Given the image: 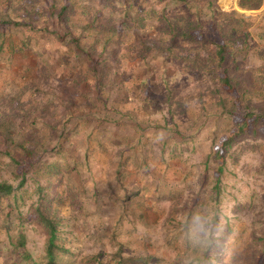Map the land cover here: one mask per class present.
Segmentation results:
<instances>
[{"label": "trees", "instance_id": "trees-1", "mask_svg": "<svg viewBox=\"0 0 264 264\" xmlns=\"http://www.w3.org/2000/svg\"><path fill=\"white\" fill-rule=\"evenodd\" d=\"M243 1L242 4H244ZM158 2L163 5L161 7L155 6L150 0H0V12H3L7 6L16 8L13 14H11L12 10L8 15L2 14L0 16L1 25H9L8 27L13 28L11 31L26 37L23 40L21 39V44H7L4 41L0 45V146L4 147L15 140L16 136L19 135V130L22 129L19 123L24 121L29 124V127H33L37 122L36 125H40L42 129H36V141L30 144L27 143L28 145L26 143L16 145L17 150L26 159L35 158L46 147V144L51 142L52 145L56 146V153L66 158L65 164H43L38 167V172H42L39 175L42 177L48 176L49 180L47 187L38 189L39 199L37 207H35L36 222L46 233L44 260L43 262L35 260L29 253L22 252L20 254V250L24 249L27 244L25 231L22 224H20L17 235L10 237V243L14 248V253L18 254L19 259L22 260L21 264H73V242L72 239L67 237L68 232L72 233L73 229H69L64 234L62 233L63 228L69 226L71 218L65 215L62 218L59 209H55V205L62 204L66 200H69L71 209H74V213H76L73 218L80 220V218L91 217L90 220L92 221L96 219L99 229L95 233L97 239H102L105 234L111 233L110 238L117 247L114 253L116 264H152L153 262L157 264H221L217 256H210V251L218 248V244L214 239V231L212 234H208L206 245L201 247L193 238L192 233L199 224L198 218L209 219L205 222L204 227H208V223L219 220L218 213L220 209L216 204L220 201L222 195V177L228 169L225 152L232 145V139L224 140L222 146L215 150L214 154L211 153L204 163L205 170H207L213 157L217 162L214 176L209 178L211 183L213 182V186L207 201L211 205L208 215L201 214V211L197 210L196 205H194L192 208H183L181 210L182 217H178L176 213L179 209L176 210L172 207V212L169 213L165 221V229L167 230L166 245L173 251L175 250L176 253L171 262L152 256L146 244L144 247H139L138 250L141 252L134 253L136 250H130L132 243H122L120 235L122 230L125 229L126 220L131 227L126 232H130L132 235L138 232V222L148 226L149 223L146 221L145 215L152 213L155 216V211H158L159 202L162 199H168L175 203L177 200L175 195L180 186H187L191 182L187 180V177H185L186 179L177 180V175L175 176L174 173L175 178L169 175L171 170L169 161H177L181 159V155L177 151L179 147L177 143L172 146L166 145L168 139L172 140L174 138L173 140H175L179 138L184 142L188 136L182 137V134L177 133L175 129L173 131L170 129L165 130V136L160 138L161 146L159 145L162 149L160 162L166 165L165 170L162 171V175H156L154 171L148 169L145 172L147 186L144 189L135 186L130 187L125 183L127 173L124 174V171L130 161L122 160L124 151H117L112 158L104 157L106 160L110 159L107 161L109 171L107 178L111 179L113 177L107 182V190L104 193L111 202H119L122 210L113 231L108 228L110 227L108 221L106 222L105 218L101 217L103 216L101 211L105 204L103 202L104 193L100 186L94 184L92 191L87 192L86 189H83V186L78 188V185L70 179L76 173L79 174L80 169L91 170L90 159L92 157L94 160L100 159V155L106 154V152L107 154L110 153L112 150L110 145L130 143L125 139L121 129L132 126L133 131L143 137L144 124L147 123L145 120H139L138 114L134 111V108H138L144 113L148 111L147 105L150 106V102L141 100V94L136 95L140 99L139 103L129 101L130 99H127L128 92H124L126 98L120 105L114 106L112 99H110L108 101L109 105L101 107L97 97L98 94L102 93V90L95 89L83 93V86L86 85L88 80H91L93 75H95V81L101 83L102 87L105 85H119L123 86L122 89H119V91H122L127 87V83L131 78L139 85V82L142 84L145 81L149 82L152 76L165 77V74L170 73L171 69L166 60L172 58L181 63L176 70L173 67L174 75L178 73L182 75L188 73L202 75L205 70L210 68L208 74H214V77L210 81L212 85L209 88H213H210L207 96H203L202 103L205 107H212L213 110L225 109L226 116L231 115L233 109H236L234 98L229 94L236 93L241 104L245 101V97L249 92L246 88L248 83L257 82L261 84L260 87L264 86V65L248 69H241L238 65L237 52L244 45L238 33L244 29V19L237 17L234 21H228L224 27L220 18L226 16L218 11L217 0H205L203 2L199 0H158ZM170 2L180 4L184 11L174 12L169 10L168 5ZM204 26L211 30L208 36L209 40H205L204 35H202L201 29ZM35 34L42 37L49 35L50 38H53L54 45L52 47L36 45V56L39 57L41 67L47 73L46 76H57L60 67H65V71H71L82 62L88 63L90 66L88 71H82L78 78L73 79L76 89L78 88L81 91V88H83V92L78 96L75 95V101L72 100L73 97L70 98V94L67 97L69 100L62 104L65 105L66 110L69 109L73 112V107H77V102H80L87 108L85 115L93 112L96 113L97 118L86 116V118L80 119L81 124L78 125L80 123L78 121L79 123L70 127L66 137L59 144L57 143L64 128L62 124L66 121V115L56 108L51 113L52 117L50 119L52 122L48 123L49 120L43 122L39 118L35 121L36 108L30 104L32 103V97L25 82L29 76L27 71L30 72L32 68L29 67V63L27 65L24 63L29 61V57L25 58L26 53L24 51H27V46L31 45L32 36ZM125 35L132 37L133 41L140 40V46L134 47L130 44L129 47L134 50V53L117 56L116 48L110 49V46L116 43L121 36L125 37ZM199 35H202L203 39L201 41ZM190 42H195L198 45L193 47L189 44ZM210 45H213L214 48L209 50L208 46ZM29 49L35 50L33 46H30ZM3 55L12 57L7 58ZM17 56L18 58H15ZM110 56H116V61L113 58L110 59ZM122 57H126L125 60L131 58L136 62V69L129 77L125 75V69H121ZM6 58V64L2 65V60ZM158 66H163L162 72L157 68ZM130 67L133 68V65ZM15 68H18L17 74L14 73L15 75L12 77ZM13 78L14 81L19 80L21 83L14 85L9 82ZM217 82L220 83L219 86H217ZM105 92L106 86L104 94ZM111 92H113V87L108 93ZM48 96V103L46 102L48 105L57 104L53 97V90L48 92ZM106 97L108 98L109 95ZM205 98L207 100H204ZM78 99L81 101H77ZM124 104L125 109L123 108ZM137 104L138 107H136ZM243 108L248 109L249 107L245 104ZM18 109L20 111H17ZM207 110L203 109V114ZM102 112L103 114H101ZM112 113L127 116L126 120L118 125L121 128H119L118 136L111 134V130L107 128L110 125L109 123H103L102 119L99 120L101 116L109 118ZM25 116L29 118L27 122ZM82 128L90 132L84 136L86 143L84 153L78 155L74 152L76 146L71 147V144H73L74 139L80 137L78 135ZM150 128L153 131V137L157 138V136L162 135V132H160L161 127L157 128L150 125ZM243 128L245 126L242 125V131H239V133L243 132ZM39 130H43L41 132L44 133L47 131L53 132L54 135L51 136L50 133H46L47 137L44 141L40 137L37 138ZM103 133L106 134L104 138L101 136ZM34 146H36V150L33 149ZM167 146L168 152H166ZM126 149H133L135 154L138 153L134 143H131V146L130 144L126 145ZM9 154L12 156L11 153ZM15 159L13 162L17 168L23 166L20 160ZM175 167L178 169L176 165ZM17 176L22 178L20 183L23 186L26 182L24 174ZM53 178H58L56 185L51 183ZM209 179L205 180L204 183L208 184ZM65 182L66 184H64ZM62 183L68 188L64 192L60 188L58 189V186ZM15 190L17 189L8 181H0V202L3 196H11L15 193ZM146 196V203H141ZM89 198L93 199L95 203V207L91 211L89 210L91 208L88 202ZM150 200H155L157 205L152 206L149 204L148 201ZM21 218L23 220V215L19 212L17 220L21 222ZM103 220L105 221L103 222ZM112 222L110 220V223ZM232 230L233 227L230 226V232ZM234 259H237V255L234 256Z\"/></svg>", "mask_w": 264, "mask_h": 264}, {"label": "rangeland", "instance_id": "rangeland-1", "mask_svg": "<svg viewBox=\"0 0 264 264\" xmlns=\"http://www.w3.org/2000/svg\"><path fill=\"white\" fill-rule=\"evenodd\" d=\"M150 1L155 6L158 5L161 7L163 5L158 0L156 2L155 0ZM199 1L203 2L205 0ZM243 3L245 5L242 4V0H217V9L226 16L220 18L224 27L228 21H234L237 17L245 20L244 29L238 33L244 42L243 48H240L237 52L238 65L241 69L258 68L264 65V0H244ZM168 6L169 10L174 12L183 10L180 4L175 2H170ZM15 10L16 8L7 6L3 12H0V16L2 14L8 15L11 12L13 14ZM8 26L1 25L0 23V45L4 41L7 44H21V39L23 40L26 37L17 34L15 31H11L13 28ZM201 30L202 35L205 37L204 39L209 40L208 36L211 30L205 26ZM202 35H199L201 37L200 41L203 39ZM156 37L158 38V36ZM139 42L140 40L133 41L132 37L125 35V37L121 36L116 43L111 45L110 49L116 48L117 56L127 53L131 54L134 53V50L129 45L132 44L134 47H138L140 46ZM30 44L27 46V51H24L26 53L24 56L25 58L29 57V61H25L24 63L26 65L29 63V67L32 68L30 72L29 70L27 71L29 76L25 82L28 85V91L32 97V103L30 104L36 108V119L34 120L36 121L39 118L43 122L48 120V123L52 122L50 119L52 117L51 113L56 108L63 111L66 115V121L62 124L64 128L57 144L64 140L70 127L79 123L78 121L80 119L86 118V116L97 118L96 113L93 112L85 115L87 108L80 102H77V107H73V112L69 109L66 110L65 105L62 104L66 100H69L67 97L70 94V98L73 97L72 100H74L75 95L78 96L83 92V88V93L95 89H99L98 91L102 90V93L98 94L97 97L101 107L109 105L108 101L110 99H112L114 106L120 105L124 101V98H126V93L124 92H128L127 99L129 98V101L139 103L140 99L136 95L141 94V100L150 102V106L147 105L148 125H153L157 128L161 127L160 132H162V135L159 138L165 136L166 129L172 131L175 129L177 133L180 132L182 134V137L188 136L184 142L179 138L175 140H173L174 138L172 140L168 139L171 143L177 141L173 143L178 144L177 151L181 155V159L169 161L171 166L169 175H172V178H175L177 175V180L186 179L185 177H187V180L191 182L187 186L179 185L180 189L175 195L177 197L175 203L168 199H162L159 202L158 211H155L156 219L154 221L155 224L152 223L153 226H144L137 223L138 233L135 235L129 236V234H123L122 232L123 235H120V241L122 243L126 239L131 238L132 242H129L132 243L130 250H133L136 246L142 245L145 240V243L151 244V251L154 255L159 256L163 261H173L176 253L175 250L173 251L166 245L167 230L165 229V221L169 213L172 212V207L176 210L179 209L176 213L178 217H182L181 210L183 208H192L194 205H196L197 210L201 211V214L208 215L211 205L207 201L213 186V182L211 183L209 178L214 176L217 162L213 157L207 170H205L204 163L211 153L214 154V151L222 146L224 140L232 139V145L225 152L228 169L222 177V195L220 201L216 204L220 209L218 213L219 220L214 223H208L209 226L204 227L205 222L209 219L204 220L198 218L199 224L193 230L192 236H194L193 238L201 247L206 245L208 234L210 235L214 231V239L218 244V248L211 250L210 256H217L221 264H264V86L260 87L261 84L257 82L248 83L246 88L249 92L245 97V101L241 104L236 93L229 94L234 98L236 109H233L231 115L226 116L225 109L213 110L212 107H205L202 103L203 96H207L210 88H213H209L212 85L210 81L214 77V74H208L210 68L205 70L202 75H191L189 73L185 75L180 73L174 75L173 67L176 70L181 63L177 59L172 58L166 60L170 64L169 67L171 69L169 68L170 73L165 74V77L152 76L149 82L145 81L143 84L139 82V85L132 81L131 78L127 83V87L122 91H119V89H122L123 86L105 85L106 92L104 94L105 86L102 87L101 83H97L95 81V75H93L90 81L88 77V82L79 91L78 88L76 89L73 79L78 78L82 71H88L90 67L88 63L82 62L76 65L77 67L71 71H65V67H60L57 76H46L47 73L42 69L40 59L36 56V45L52 47L54 45L53 38H50L49 35L42 37L35 34L32 36ZM189 44L193 47L198 45L195 42H190ZM30 46H33L35 50L29 49ZM208 47L209 50L214 48L213 45ZM3 56L7 58L12 57L9 55ZM7 58L2 60V65L6 64ZM15 58H18V56ZM112 58L116 61V56H110V59ZM122 59L121 69L124 68L125 75L129 77L133 70L136 69V62L131 58L125 60L126 57H122ZM131 65H133V68L130 67ZM163 66L157 67L160 69V72H162L161 69ZM17 70L18 68L13 70L12 76L17 74ZM219 85L220 83L217 82V86ZM112 87L113 92L108 93L110 89L112 90ZM51 90L54 91L53 97L57 101L55 105L47 104L49 99L48 92H51ZM107 95H109L108 98L106 97ZM204 100H207V98ZM245 104L249 107L248 109L243 108ZM123 108H126L125 104ZM19 109L17 111H20ZM203 109H208L205 114H203ZM140 113L142 112L140 111ZM28 119L25 116L26 122ZM101 119L103 123L110 124L107 128L111 130V134L118 136L117 134L121 129L118 125L124 121L123 115L112 113L109 118L101 116L99 120ZM36 124L37 122L33 127H29V124L24 121L19 123L22 129L19 130V135L16 136L15 140L4 147L0 146V181H8L17 189L11 196H3L0 202V264H21L22 260L19 259L18 254L14 253V248L10 243V237L17 235L20 224H22L27 238L26 247L20 250V254L22 252L29 253L35 260L41 262L44 260L46 233L36 222L35 207H37L36 205L39 199L38 189L47 187L49 180L48 176L42 177L39 175L42 172H38V167L43 164H65L66 158L61 154H57L56 146L48 141L46 147L35 158L31 157L26 159L22 156L17 150L16 145H22L24 143L28 145L27 143L30 144L36 141V129H42L40 125ZM80 124L81 121L78 125ZM242 125L245 128H243V132L239 133V131H242ZM39 131L37 138L40 137L44 141L47 137L46 133H50L51 136L54 135L53 132L47 131L44 133L41 132L43 130ZM121 131L124 133L125 139L130 142H127L128 144H135L137 140L139 142L144 139L150 140L147 150H150L151 153L150 164L152 171L156 175H162L164 169L161 168L162 164H160L157 158L160 152V148L157 147L156 143L158 139L153 137V131L150 127L145 129L143 137L141 134L133 131L130 126L121 129ZM89 132L85 128H82L78 135L80 137L74 139L73 144H71V147L76 146L74 149L76 154L84 153L86 147L84 136ZM101 136L104 138L106 134L103 133ZM127 143L110 145V149H112L110 153L107 154L106 152L107 155H100V159L94 160L93 157L90 159L91 170H86L85 168L80 169V173H76L70 179L78 185V188L83 186V189H86L87 192L92 191L94 184H96L100 186V189L104 193L107 190V182L113 178H107L109 175L107 161L110 159L106 160L104 157L112 158L114 154L116 155L115 151L120 150L126 151L125 155H128L127 152L130 149H126ZM33 149L36 150V146ZM14 159L20 160L23 166L17 168L13 162ZM175 165L178 169H176ZM36 172L38 173L36 174ZM20 174H24V178L26 179L23 186L20 183L22 178L17 176ZM208 179V184H205L204 181ZM51 183L56 185L58 178H53ZM64 184L62 183L58 186V189L60 188L63 192L68 189ZM103 197L105 205L101 211V215L103 214L101 217H104L106 222L108 221L110 225L108 228L113 231L122 210L119 202H111L106 196V193L103 194ZM88 202L90 203L91 208L89 210L91 211L95 207V203L91 198L88 199ZM143 202L146 203L145 199L141 203ZM55 209H59L58 211H60L59 214L62 218L65 216L71 218L69 226L63 228L62 233L64 234L69 229H73V234L69 232L67 234V237L72 239L71 241L73 242V264L117 263L114 259V253L117 247H115L110 238L112 236L111 233H108V235L105 234L102 239H97L96 237L95 233L98 229L96 219L92 221L90 220L91 217H86L85 219L80 218V220L73 218L76 216V213H74V209H71L69 200L55 205ZM19 212L23 215L21 222L17 220ZM148 215L149 218L151 217V220L154 219L152 213ZM157 219L158 221L156 222ZM110 220L113 222L110 223ZM230 226L233 227L232 232H230ZM127 227L131 228L128 223ZM204 229L206 231L205 233ZM207 231L209 232L207 233ZM236 255L237 259H234Z\"/></svg>", "mask_w": 264, "mask_h": 264}, {"label": "crops", "instance_id": "crops-1", "mask_svg": "<svg viewBox=\"0 0 264 264\" xmlns=\"http://www.w3.org/2000/svg\"><path fill=\"white\" fill-rule=\"evenodd\" d=\"M13 77V76H12ZM9 82H12L14 85H16V84H19V83H21L19 80H15L14 81V78L12 79V80H10ZM136 107H138V104H137V106ZM143 109V108H142ZM145 109V108H144ZM134 111L138 114V119L139 120H145L146 122L148 121V118H147V116H148V112L147 113H144L143 111H141L142 113H140V110L138 111V108H134ZM143 116H145V117H143ZM123 120H125L126 118H127V116H123ZM146 124H148V122L146 123ZM146 124H144V126L146 127V128H148V127H150V126H147ZM140 125V124H139ZM130 127H132V126H130ZM145 128V129H146ZM151 129V128H150ZM159 132V131H158ZM124 134V133H123ZM160 136V135H159ZM159 136H157V139H158V141L156 142L157 143V147L158 148H160V152H159V156H157V158L159 159V161L161 160V157H162V149H161V140H160V138H159ZM152 143H154V142H152ZM158 143H160V144H158ZM136 144V145H135ZM134 144V146H136V148H137V150H138V153L137 154H135L134 152H133V149H132V151L130 150V151H128L127 153H128V155L126 154L125 155V152L123 153V155H122V160H126V161H130V163H128V165H127V168H126V172L124 171V174L125 173H127L126 175H127V179H126V184L129 186L130 185V187H132V186H135V187H141L142 189H144V187L145 186H147V183H146V177H145V172L149 169L150 171L152 170V166H151V153H150V150L148 151L147 150V146H148V144H150V140H147V139H144V140H142V141H136V143ZM138 144V145H137ZM155 144V143H154ZM160 145V146H159ZM166 145H174V143L172 142H166ZM130 146H131V144H130ZM116 153H117V151H115ZM166 152H168V146H167V149H166ZM136 155V156H135ZM120 156H121V154H120ZM119 156V158L121 159V157ZM160 164H162V166H161V168H163L164 170H165V167H166V165L163 163V162H160ZM136 165V166H135ZM138 166H139V168H138ZM141 167V168H140ZM109 174V173H108ZM106 188H107V186H106ZM145 200H147V198H145ZM148 203L149 204H151L152 206H155V205H157L156 204V202H155V200H152V201H148ZM156 209V208H155ZM155 209H153V210H155ZM152 217L154 218L153 220H151V217L149 218V215L148 214H146L145 215V218H146V221L149 223V225H151V226H153L152 225V223L155 221V217L152 215ZM158 221V219L156 220V222ZM126 223H127V220L125 221V231L124 230H122V232H123V234H129V236H132V234L130 233V232H126L127 231V229H130V228H128L127 227V225H126ZM138 223H140V222H138ZM155 224V223H154ZM141 225H144V226H147L146 224H141ZM148 225V226H149ZM138 233V232H137ZM122 234V235H123ZM136 234V233H135ZM134 234V235H135ZM131 241V238L130 239H126L125 241H123L124 243H126V242H130ZM132 242V241H131ZM146 241L144 240V243L142 244V245H138V246H136V248H134L133 250H136V251H134V253H137V252H141L140 250H138L139 249V247L140 246H142V247H144V246H148L149 247V253L152 255V256H154V257H159V256H157V255H154L153 253H152V251H151V244H149V243H145ZM146 244V245H145ZM135 247V246H134ZM138 250V251H137ZM152 264H156L155 262H153Z\"/></svg>", "mask_w": 264, "mask_h": 264}]
</instances>
